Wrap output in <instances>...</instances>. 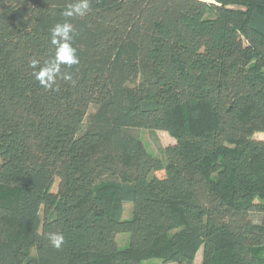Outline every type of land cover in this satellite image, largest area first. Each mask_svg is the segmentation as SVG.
Returning <instances> with one entry per match:
<instances>
[{"label": "trees", "instance_id": "trees-1", "mask_svg": "<svg viewBox=\"0 0 264 264\" xmlns=\"http://www.w3.org/2000/svg\"><path fill=\"white\" fill-rule=\"evenodd\" d=\"M77 2L0 0V264H264V0Z\"/></svg>", "mask_w": 264, "mask_h": 264}, {"label": "clouds", "instance_id": "clouds-1", "mask_svg": "<svg viewBox=\"0 0 264 264\" xmlns=\"http://www.w3.org/2000/svg\"><path fill=\"white\" fill-rule=\"evenodd\" d=\"M89 11V0H78L77 3H74L68 8H66L61 15L63 17L69 16H83L85 13ZM72 30V25L65 22L63 24L57 23V25L52 29L53 40L52 43L54 45H59L56 48L55 54V62L57 65H67L71 66L73 64H77L79 62V58L74 56L73 49L69 46L67 42H61L55 39V37L59 36L64 39V41L68 38V33ZM32 66L35 67L39 62L36 60H32ZM36 79L39 81L40 85H42L45 89H52L53 77L50 71L47 68H41L39 72L35 73ZM65 79H71L70 76H65ZM48 238L51 241L52 245L56 248H60L62 243L64 242V237L61 234L57 233H49Z\"/></svg>", "mask_w": 264, "mask_h": 264}, {"label": "rangeland", "instance_id": "rangeland-1", "mask_svg": "<svg viewBox=\"0 0 264 264\" xmlns=\"http://www.w3.org/2000/svg\"><path fill=\"white\" fill-rule=\"evenodd\" d=\"M94 109L93 107L90 109V112H92ZM140 137L143 139L145 145L149 149L151 153L158 157H162L160 146L166 147L172 144H175V139L170 136L166 132L157 131V132H151L149 130L141 129L140 130ZM256 139H264V134L258 133L255 135ZM158 175L161 177L164 175V172H159ZM59 181L57 180L56 184L54 185V192L57 191ZM132 204L126 203L125 204V218L128 219L131 216L132 211ZM130 236L129 234H118L117 236V242L120 247H125L129 243ZM202 263V251H200L196 257L195 264H201ZM141 264H164L162 259L154 258V259H147L141 262Z\"/></svg>", "mask_w": 264, "mask_h": 264}, {"label": "crops", "instance_id": "crops-1", "mask_svg": "<svg viewBox=\"0 0 264 264\" xmlns=\"http://www.w3.org/2000/svg\"><path fill=\"white\" fill-rule=\"evenodd\" d=\"M202 1L210 2V3H213L214 2V0H202Z\"/></svg>", "mask_w": 264, "mask_h": 264}]
</instances>
